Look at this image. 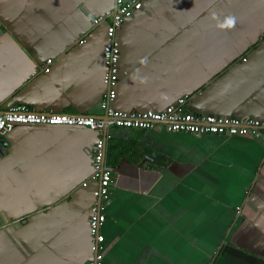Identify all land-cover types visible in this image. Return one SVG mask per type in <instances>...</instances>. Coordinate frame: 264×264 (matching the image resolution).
<instances>
[{"label":"crops","instance_id":"0c3cea01","mask_svg":"<svg viewBox=\"0 0 264 264\" xmlns=\"http://www.w3.org/2000/svg\"><path fill=\"white\" fill-rule=\"evenodd\" d=\"M117 30L110 105L264 119V0H141ZM114 0H0V111L104 117ZM234 16L232 29L219 22ZM215 17V18H214ZM83 40L82 42H80ZM47 59H51L47 63ZM103 264H208L226 242L264 258V134L110 126ZM101 132L16 125L1 135L0 264H90V179ZM155 152L153 163L143 155ZM86 181V185L82 182Z\"/></svg>","mask_w":264,"mask_h":264},{"label":"built area","instance_id":"2783aa9c","mask_svg":"<svg viewBox=\"0 0 264 264\" xmlns=\"http://www.w3.org/2000/svg\"><path fill=\"white\" fill-rule=\"evenodd\" d=\"M141 0H114L112 8L105 10L102 16L111 18L106 27V39L103 46V60L105 70L103 82L108 90L100 107L104 110V117L92 115H73L65 112L36 111L24 103H15L7 110L0 111V136L4 135L16 125L39 126H82L101 132L92 153V172L90 179L98 182L96 191L97 200L89 207L88 231L91 236L92 259L90 264H103L105 255L104 235L100 232V226L106 219L103 212L104 206L110 201V185L113 182V167L106 161V142L110 135L107 131L110 126L150 129L157 124H164L169 131L187 132L197 135L202 134H264V119L251 116H230L207 113H194L184 109V104L189 98L184 94L168 104L162 110L148 109L142 112L122 111L111 107L110 103L115 95L116 83L119 79L118 61L120 57L119 44L116 39L117 30L123 20L141 9ZM81 40L80 42H82ZM51 59H47L50 63ZM155 152H147L143 155L146 163L155 161ZM86 181L82 185H86Z\"/></svg>","mask_w":264,"mask_h":264},{"label":"trees","instance_id":"16d2710c","mask_svg":"<svg viewBox=\"0 0 264 264\" xmlns=\"http://www.w3.org/2000/svg\"><path fill=\"white\" fill-rule=\"evenodd\" d=\"M208 264H264V258L225 242L214 254L213 261Z\"/></svg>","mask_w":264,"mask_h":264},{"label":"clouds","instance_id":"9594fccd","mask_svg":"<svg viewBox=\"0 0 264 264\" xmlns=\"http://www.w3.org/2000/svg\"><path fill=\"white\" fill-rule=\"evenodd\" d=\"M236 23H237L236 17H234V16H228V17H226L223 20V22H219L217 24V27H219L220 29H232V28L235 27Z\"/></svg>","mask_w":264,"mask_h":264},{"label":"water","instance_id":"95a60500","mask_svg":"<svg viewBox=\"0 0 264 264\" xmlns=\"http://www.w3.org/2000/svg\"><path fill=\"white\" fill-rule=\"evenodd\" d=\"M186 94V93H185ZM189 95V94H188ZM78 127H82V126H78ZM86 128V127H85ZM107 131V129L104 130V132ZM5 142L3 140L2 137H0V152L3 153V148H4ZM4 221L2 219H0V225L3 223Z\"/></svg>","mask_w":264,"mask_h":264}]
</instances>
